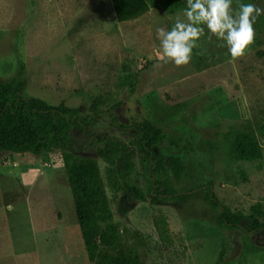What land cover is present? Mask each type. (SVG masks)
I'll return each instance as SVG.
<instances>
[{"label":"rangeland","instance_id":"rangeland-1","mask_svg":"<svg viewBox=\"0 0 264 264\" xmlns=\"http://www.w3.org/2000/svg\"><path fill=\"white\" fill-rule=\"evenodd\" d=\"M178 1L171 10L167 0H149L142 16L120 21L113 0H0V82L78 109L70 150L99 161L112 222L143 264H264V230L222 225V209L207 199L212 186L246 225L263 220L253 208L264 211V15L243 59L231 60L206 29L192 62L177 67L160 60L157 29L185 19L186 0ZM242 2L264 8V0ZM144 123L163 132L154 157L139 144ZM241 133L259 141L261 159L237 158ZM170 154L184 159L181 179L172 178L188 197L153 203L155 163ZM0 264H94L62 149L0 151Z\"/></svg>","mask_w":264,"mask_h":264},{"label":"trees","instance_id":"trees-1","mask_svg":"<svg viewBox=\"0 0 264 264\" xmlns=\"http://www.w3.org/2000/svg\"><path fill=\"white\" fill-rule=\"evenodd\" d=\"M167 1L171 10L176 9L178 0ZM113 4L120 21L138 18L151 7L149 0H113ZM22 86L13 80L0 82V151L39 155L53 148L62 149L76 216L89 259L94 264H143L139 250L122 241V232L112 222L114 214L99 161L70 150L72 129L79 122L78 109L64 104L53 105L36 97H24L21 94ZM141 131L139 144L154 157L163 137L162 129L144 123ZM234 148L237 158L241 160L253 161L263 157L261 144L248 133L238 136ZM129 154L128 157H131L133 152ZM161 156L162 160L155 163L154 171L159 177L154 181L151 201L154 203L160 198L174 196L187 198V194L177 192L172 178L177 181L181 179L185 170L183 157L175 154ZM125 166L126 173L130 174L133 163L127 161ZM126 190L137 199L147 200L144 192L135 185L127 184ZM211 190L212 186L208 188L207 199L214 207L222 209V225L256 233L264 230V211L261 205L253 209L263 220L254 219L250 225H246L244 220L247 217L223 206ZM161 232H167V227H163Z\"/></svg>","mask_w":264,"mask_h":264},{"label":"clouds","instance_id":"clouds-1","mask_svg":"<svg viewBox=\"0 0 264 264\" xmlns=\"http://www.w3.org/2000/svg\"><path fill=\"white\" fill-rule=\"evenodd\" d=\"M186 0L184 20L177 17L170 30L157 29L160 55L163 63L177 67L192 62L194 49L200 41L213 36L222 41L231 60L243 59L256 42L255 24L264 15V8L242 0Z\"/></svg>","mask_w":264,"mask_h":264}]
</instances>
